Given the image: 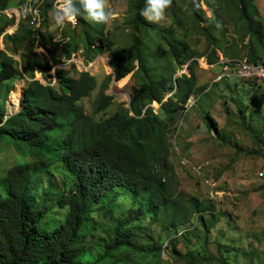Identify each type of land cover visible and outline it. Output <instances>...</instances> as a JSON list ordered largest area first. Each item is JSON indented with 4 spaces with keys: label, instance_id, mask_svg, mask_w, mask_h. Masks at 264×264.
<instances>
[{
    "label": "trees",
    "instance_id": "1",
    "mask_svg": "<svg viewBox=\"0 0 264 264\" xmlns=\"http://www.w3.org/2000/svg\"><path fill=\"white\" fill-rule=\"evenodd\" d=\"M14 1L0 0V13ZM133 3V44L110 59L114 73L94 101V115L82 101L97 91L96 76L89 71L78 77L58 72L57 85L49 81L58 57L40 42L42 32L30 25L31 15L22 17L14 34L5 36L22 56V69L13 55L0 49V143L13 144L31 160L0 177V264H164L165 253L188 264L205 260L191 249L179 248L177 235L188 237L186 226L193 218L208 234L217 221L215 205L180 190L169 161L171 125L195 95L199 59L207 64L221 57L264 63V21L256 0H172L166 9L172 22L164 28L140 15L145 0ZM76 5L81 7L79 0ZM81 13V33L65 36L61 51L71 60L84 49L88 66L113 51L116 43L106 24L89 23L83 9ZM43 14L47 24L49 7ZM8 25L0 28V40ZM38 43L51 59L36 51ZM185 68L188 73L180 75ZM132 73L139 86L130 109L97 120L95 115L115 102L107 93L112 79L120 82ZM26 79L22 108L7 118L11 93ZM156 102L157 111L152 106ZM13 106L10 100L12 112ZM252 115L258 117L255 111ZM205 118L219 133L215 118L208 112ZM61 174L72 179L70 184L65 181L62 191L53 183ZM46 178L48 189L40 195L37 184ZM124 197L132 205L116 216ZM56 209H67L65 218L47 224ZM94 210L112 221L107 239H88L99 225ZM153 225L160 227L157 236ZM251 254L258 261L249 264H264V251ZM211 260L231 264L224 257Z\"/></svg>",
    "mask_w": 264,
    "mask_h": 264
},
{
    "label": "rangeland",
    "instance_id": "2",
    "mask_svg": "<svg viewBox=\"0 0 264 264\" xmlns=\"http://www.w3.org/2000/svg\"><path fill=\"white\" fill-rule=\"evenodd\" d=\"M28 4L29 0H15L12 7L0 13V28L5 23L9 24L0 40V49L13 55L22 69V56L15 52L5 36L14 34L19 29L22 17L31 15L30 25L42 32L40 42L45 43L49 51L56 53L58 57L59 63L52 62L54 70L49 73L52 75L49 81L57 85L58 72L78 77L81 72L89 71L96 76L99 84L97 91L91 98L82 101L87 113L94 115V101L103 84L114 73L110 59L121 49L129 48L133 44V0H108L114 18L106 24L105 30L116 44L113 51L99 56L88 66L85 63L84 49L71 60H67L61 51L65 36L81 33L82 28L77 19L75 23L65 22L63 26H58L52 18L55 0H31V12L25 10V5ZM202 4L206 16L210 18L211 11L203 1ZM256 4L264 21V0H256ZM46 7H49V21L44 24L43 10ZM171 22V17L165 10L164 18L154 24L165 28ZM36 51L51 59L50 53L39 43ZM137 66L139 69V64ZM196 70L195 95L189 98L186 104L188 107L185 106L183 114L171 125L169 161L174 166L180 190L202 200H209L215 205L217 221L206 234L199 221L193 218L186 226L189 228L188 237L181 235L182 232L177 235L179 248L184 252L191 249L201 259L205 258L202 264H218L211 258L219 260L221 257L231 264L256 262L258 260L251 253L255 250L264 251V156L261 155L264 152V81L255 84L253 81L240 80L236 75H230L215 82L214 78L220 68L209 66L203 58L199 59ZM186 72L187 68L180 75ZM37 78L47 84L41 73H37ZM28 85V79L16 83V89L8 101L9 106L10 100L13 101V113L21 110L23 93ZM138 86L134 73L120 82L112 79L107 93L115 96V102L106 112L95 115V118L106 119L119 111L130 109L132 96ZM159 106L156 103L153 105L155 110ZM252 111L258 117H254ZM206 112L218 122L219 133L205 118ZM0 146V177L6 176L19 163L31 160L22 156L13 144L1 142ZM71 180L69 176L61 174L59 178H53V183L62 191L65 181L70 184ZM48 181L46 178L43 184H37L40 195L48 189ZM120 203L123 207L117 211L116 216L121 211L126 212L132 205L127 197L121 199ZM66 214L67 209H56L50 214L47 224L63 220ZM94 217L99 225L93 234H89L88 239H107L112 221L102 218L97 210H94ZM206 218H211V215L206 214ZM192 228H195L196 233H193ZM159 232L160 227L153 225L152 233L157 236ZM142 235L147 237L143 232ZM164 258V264H188L186 260L167 253ZM259 260H262V256Z\"/></svg>",
    "mask_w": 264,
    "mask_h": 264
},
{
    "label": "clouds",
    "instance_id": "3",
    "mask_svg": "<svg viewBox=\"0 0 264 264\" xmlns=\"http://www.w3.org/2000/svg\"><path fill=\"white\" fill-rule=\"evenodd\" d=\"M30 2L31 0L28 5H25L27 12L33 11ZM79 3L81 7H77L76 0H55L52 14L55 23L58 26H63L65 22L75 23L77 17L82 14L81 9L89 23L107 24L114 18L108 0H79ZM171 5L172 0H145V6L140 10V15L150 23H158L164 18L165 10ZM217 26H220L219 22ZM156 104L159 103L156 102Z\"/></svg>",
    "mask_w": 264,
    "mask_h": 264
},
{
    "label": "built area",
    "instance_id": "4",
    "mask_svg": "<svg viewBox=\"0 0 264 264\" xmlns=\"http://www.w3.org/2000/svg\"><path fill=\"white\" fill-rule=\"evenodd\" d=\"M208 65L220 68L219 73L214 78L215 82L228 78L230 75H236L237 78L243 80L264 81V63H251L242 58L225 59L221 57L219 62Z\"/></svg>",
    "mask_w": 264,
    "mask_h": 264
},
{
    "label": "water",
    "instance_id": "5",
    "mask_svg": "<svg viewBox=\"0 0 264 264\" xmlns=\"http://www.w3.org/2000/svg\"><path fill=\"white\" fill-rule=\"evenodd\" d=\"M23 96H24V93H23ZM9 106V105H8ZM21 104H20V109H21ZM8 109H9V115H8V117L7 118H10L12 115H14V114H16V113H13L12 111H10V107H8Z\"/></svg>",
    "mask_w": 264,
    "mask_h": 264
}]
</instances>
